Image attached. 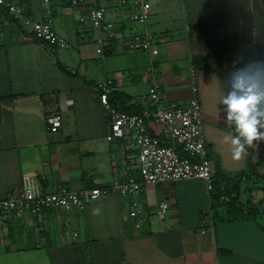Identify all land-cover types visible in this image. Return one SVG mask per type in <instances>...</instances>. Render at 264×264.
<instances>
[{
	"label": "crops",
	"instance_id": "0c3cea01",
	"mask_svg": "<svg viewBox=\"0 0 264 264\" xmlns=\"http://www.w3.org/2000/svg\"><path fill=\"white\" fill-rule=\"evenodd\" d=\"M5 1L32 20L44 18L41 0ZM147 2L145 25L128 21L126 8L112 0L101 2L118 32L101 53L85 5L49 1L52 29L65 48L40 44L0 7V198L25 178L43 190L60 184L74 191L138 178L131 131L105 138L108 118L94 87L110 79V104L127 111L148 106L152 84L180 105L195 97L207 158L227 175L243 172L247 159L255 164L242 173L236 195L249 216L225 220L227 206L214 207L196 179L143 185L135 197L112 190L81 210L51 208L5 219L0 264H46L48 252L74 256L77 264H264V141L235 160L222 105L231 91L224 77L255 76L247 68L253 60L264 66V0ZM144 29L153 37L150 51L126 50V35ZM206 55L207 69L196 58ZM53 113L60 126L48 132L46 118ZM160 202L167 205L163 213Z\"/></svg>",
	"mask_w": 264,
	"mask_h": 264
},
{
	"label": "built area",
	"instance_id": "2783aa9c",
	"mask_svg": "<svg viewBox=\"0 0 264 264\" xmlns=\"http://www.w3.org/2000/svg\"><path fill=\"white\" fill-rule=\"evenodd\" d=\"M50 0H41L44 18L32 20L24 15L20 5L0 0V7L23 26L42 44L52 42L59 48L67 47L64 39L52 29L50 20ZM105 0H67L71 6H86L87 26L95 33L96 53H101L109 40L117 37L115 24L105 18L101 2ZM117 8H126L128 21L145 25L149 13L147 0H112ZM153 44L152 35L145 29L139 33L126 35L124 48L128 51L149 52ZM97 100L108 118L106 140L120 138L125 131H131L132 146L136 150L138 178L127 177L106 186L74 191L54 184L43 190L34 179L25 178L17 187L7 190L0 198V224L5 219L36 215L51 208L81 210L88 201L114 190L121 196L135 197L143 185H161L166 182L196 179L203 183L205 193L212 188V171L208 165L206 149L201 135V108L198 100L192 97L185 105L163 99L155 84L148 87L145 99L146 108L138 113L117 110L109 103L115 91L110 79H105L94 87ZM60 126V115L53 113L46 118V130L54 132ZM168 141L169 144H163ZM177 148V150H176ZM224 201L227 197H222ZM166 203L158 204L163 213ZM133 216L134 213L129 214Z\"/></svg>",
	"mask_w": 264,
	"mask_h": 264
},
{
	"label": "clouds",
	"instance_id": "9594fccd",
	"mask_svg": "<svg viewBox=\"0 0 264 264\" xmlns=\"http://www.w3.org/2000/svg\"><path fill=\"white\" fill-rule=\"evenodd\" d=\"M260 55H264L261 53ZM253 60L248 65L249 71L256 70L255 76L243 73L235 77L232 90L224 96L222 105L226 111L225 119L235 125V134L228 137L232 147L233 158L241 160L255 143L264 141V110L258 108L264 103V66ZM261 83H258L257 81Z\"/></svg>",
	"mask_w": 264,
	"mask_h": 264
},
{
	"label": "trees",
	"instance_id": "16d2710c",
	"mask_svg": "<svg viewBox=\"0 0 264 264\" xmlns=\"http://www.w3.org/2000/svg\"><path fill=\"white\" fill-rule=\"evenodd\" d=\"M199 62L203 63L202 67L207 69V62L209 60V56H201V57H196ZM235 77L236 75H230L224 77L226 83L230 86L232 90V85L235 82ZM114 93V92H113ZM113 93L109 98V101L111 98H113ZM110 103V102H109ZM117 110L127 112V113H138V111H127L123 110L117 107H114ZM231 131L232 134H235V125L231 124ZM163 144H169L168 141H162ZM177 150V148H176ZM255 168V164H252L249 159L246 160L245 164V170L241 172L240 174L236 175H227L221 169L218 167V164L215 163L213 164L212 168V188L209 193L211 203L214 207L220 206V205H226V216L224 217L225 220H237L241 218H246L249 216L248 213H244L242 209L239 207L236 201V195L238 192V183L240 180L242 173H245L246 171H252ZM222 197H227V200L224 201ZM66 254L60 255L58 252L54 253H46V264H77L76 259L74 256L67 255ZM41 259H38L36 261V264H43L45 261H40Z\"/></svg>",
	"mask_w": 264,
	"mask_h": 264
},
{
	"label": "rangeland",
	"instance_id": "374dc122",
	"mask_svg": "<svg viewBox=\"0 0 264 264\" xmlns=\"http://www.w3.org/2000/svg\"><path fill=\"white\" fill-rule=\"evenodd\" d=\"M207 161H208V165H209L210 169L212 170L213 164H215L216 161L214 159H211V158H207Z\"/></svg>",
	"mask_w": 264,
	"mask_h": 264
}]
</instances>
